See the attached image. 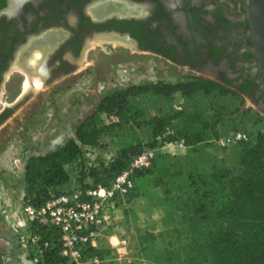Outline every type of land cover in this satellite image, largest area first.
Listing matches in <instances>:
<instances>
[{
    "label": "rangeland",
    "instance_id": "obj_1",
    "mask_svg": "<svg viewBox=\"0 0 264 264\" xmlns=\"http://www.w3.org/2000/svg\"><path fill=\"white\" fill-rule=\"evenodd\" d=\"M111 42L99 41L88 57L84 55L89 64L84 61L83 65H88L75 75L72 89L62 84L49 92L40 81L33 82L31 97L20 104L0 129V240L6 244L5 264H37L41 254L37 247L39 237L30 228L25 211L28 203L23 201L27 157L56 149L73 137L76 125L94 110L107 91L150 81H186L201 74L151 52ZM221 67L231 70L234 76L237 70L242 72L228 60ZM226 87L229 89L226 94L199 90L188 98L151 93L131 98V109L143 112L135 114L139 124L114 126L98 145L83 147L82 160L67 166L70 181L61 187L59 194L101 184L94 174L115 159L122 148L137 143L151 146L155 138L147 124L150 117L183 112L166 133L174 139L156 138L153 168L137 175L128 197L108 203L100 235H116L111 240L117 246L124 239L125 251L120 256L115 252L103 264H167L164 254L171 239L164 232L176 226L182 229L180 200L191 190L190 177L208 178L213 170L223 167L238 170L241 143L234 142L231 136L234 131L243 130L252 138L263 131L264 112L255 100L238 93L236 86L228 83ZM194 107L201 111V117H191ZM97 118L99 124L110 122L104 114ZM203 120L209 124L207 128H202ZM183 128L203 131L205 139L186 146L182 144ZM100 235L99 245L108 246L107 238ZM178 240L185 242L184 236Z\"/></svg>",
    "mask_w": 264,
    "mask_h": 264
},
{
    "label": "flooded vegetation",
    "instance_id": "obj_2",
    "mask_svg": "<svg viewBox=\"0 0 264 264\" xmlns=\"http://www.w3.org/2000/svg\"><path fill=\"white\" fill-rule=\"evenodd\" d=\"M249 5V0H0V129L31 97L34 86L24 87L31 73L49 92L62 84L72 89L75 75L89 64L84 55L97 42L113 40L200 72L198 77L230 83L264 112ZM227 60L242 72L224 70ZM5 245L0 240V264Z\"/></svg>",
    "mask_w": 264,
    "mask_h": 264
},
{
    "label": "trees",
    "instance_id": "obj_3",
    "mask_svg": "<svg viewBox=\"0 0 264 264\" xmlns=\"http://www.w3.org/2000/svg\"><path fill=\"white\" fill-rule=\"evenodd\" d=\"M199 90L204 93L229 92L225 85L202 77L179 82L150 81L107 91L94 110L76 125L73 137L54 150L26 158L24 203L39 207L59 194L61 186L70 181L67 166L82 160L83 147L98 145L102 136L116 125L139 124L135 114L142 115L143 112L139 108L131 109V98L147 93L166 98L173 95L188 98ZM192 110V118L201 117L198 108ZM99 114L106 115L110 122L99 124ZM182 114L177 111L172 115L150 117L147 124L155 138L150 145L155 146L157 137L167 141L174 139L173 135L166 133L173 120ZM208 126L204 122L202 128ZM181 138L182 144L193 146L202 142L205 135L203 131L183 128ZM142 148L141 143L122 148L115 159L94 174L95 180L107 185L127 165L130 156ZM154 160L150 168L134 173L135 181L137 175L153 168ZM238 164L236 172L223 167L213 170L208 178L190 177L191 190L180 200L182 229L176 226L164 232L171 239L164 254L167 264H264V130L241 143ZM29 226L39 237V249L44 241H49L36 263L67 264L59 254L58 231L34 222ZM180 236H184L185 242H179ZM113 255L111 248L101 245L89 247L85 252L86 257L96 256L103 263Z\"/></svg>",
    "mask_w": 264,
    "mask_h": 264
},
{
    "label": "built area",
    "instance_id": "obj_4",
    "mask_svg": "<svg viewBox=\"0 0 264 264\" xmlns=\"http://www.w3.org/2000/svg\"><path fill=\"white\" fill-rule=\"evenodd\" d=\"M234 142H247L250 135L243 130H236L231 136ZM156 156L155 146H143L142 150L130 157L127 165L109 181L107 185L97 184L83 187L53 196L41 206L31 203L25 206L30 222L52 228L59 233V254L67 264H102L96 256L86 257L89 247L98 246L106 221V207L116 198H125L135 185L134 173L152 166ZM125 240H119V246L112 244L118 254L125 251ZM49 246L44 241L42 248ZM38 259H36V262ZM37 264H44L40 262Z\"/></svg>",
    "mask_w": 264,
    "mask_h": 264
},
{
    "label": "water",
    "instance_id": "obj_5",
    "mask_svg": "<svg viewBox=\"0 0 264 264\" xmlns=\"http://www.w3.org/2000/svg\"><path fill=\"white\" fill-rule=\"evenodd\" d=\"M249 4L253 50L261 66L264 79V0H249Z\"/></svg>",
    "mask_w": 264,
    "mask_h": 264
},
{
    "label": "bare ground",
    "instance_id": "obj_6",
    "mask_svg": "<svg viewBox=\"0 0 264 264\" xmlns=\"http://www.w3.org/2000/svg\"><path fill=\"white\" fill-rule=\"evenodd\" d=\"M112 7H113V6H112ZM113 37H115V36H112V38H113ZM112 38H111V39H112ZM36 60H37V59L35 58V59L31 62V66H33V67L35 66V64H36ZM31 75H33V76H30V75H29L28 78H26L25 86H24L25 88L30 87L31 85L34 84L33 82H36L37 80L40 81L39 78L35 77L33 73H31ZM35 84H37V83H35ZM22 97H23V96H22ZM20 99H21V98H20Z\"/></svg>",
    "mask_w": 264,
    "mask_h": 264
},
{
    "label": "crops",
    "instance_id": "obj_7",
    "mask_svg": "<svg viewBox=\"0 0 264 264\" xmlns=\"http://www.w3.org/2000/svg\"><path fill=\"white\" fill-rule=\"evenodd\" d=\"M54 150V149H53ZM50 151V150H49ZM66 184H64V185H62L61 187H63V186H65ZM101 237H105V238H107V243H108V246H106V247H109V248H111L112 249V251H113V253H115L116 251H115V249H114V247L112 246V244H114V245H116L115 243H113L112 242V240H111V238L113 237V236H116V235H108V236H106V235H100ZM117 237V236H116ZM102 240V239H101ZM99 242H100V240H99V238H98V245H99ZM104 246V245H103ZM122 249L123 248H121V251H122ZM122 252H124V249H123V251ZM123 254V253H122ZM122 254H118L119 256L120 255H122ZM107 259H105L104 261H106ZM103 263V262H102Z\"/></svg>",
    "mask_w": 264,
    "mask_h": 264
}]
</instances>
